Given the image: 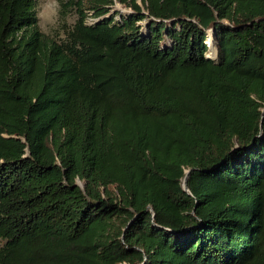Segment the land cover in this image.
Instances as JSON below:
<instances>
[{"label":"trees","instance_id":"1","mask_svg":"<svg viewBox=\"0 0 264 264\" xmlns=\"http://www.w3.org/2000/svg\"><path fill=\"white\" fill-rule=\"evenodd\" d=\"M61 4L0 0V264H264V0Z\"/></svg>","mask_w":264,"mask_h":264},{"label":"clouds","instance_id":"2","mask_svg":"<svg viewBox=\"0 0 264 264\" xmlns=\"http://www.w3.org/2000/svg\"><path fill=\"white\" fill-rule=\"evenodd\" d=\"M34 11L37 29L43 36L54 39L64 22L61 0H37Z\"/></svg>","mask_w":264,"mask_h":264},{"label":"water","instance_id":"3","mask_svg":"<svg viewBox=\"0 0 264 264\" xmlns=\"http://www.w3.org/2000/svg\"><path fill=\"white\" fill-rule=\"evenodd\" d=\"M115 5H116V3H115ZM207 36H209V39H210L209 29H206V36H205V39H204L205 43L208 45ZM205 55H206V56H210V55H208L206 52H205ZM214 55H215V50H214ZM214 55H213V56H214ZM213 56H212V57H213ZM263 114H264V104H262V106L260 107V117H261ZM75 184L80 185V182H79L78 180H76V181H75ZM180 185H181V188H182V189L186 190V185H185V173L183 174V176H182V178H181V183H180ZM148 207H149V210H150V212H151V208H150V206H148ZM151 214H152V212H151Z\"/></svg>","mask_w":264,"mask_h":264},{"label":"rangeland","instance_id":"4","mask_svg":"<svg viewBox=\"0 0 264 264\" xmlns=\"http://www.w3.org/2000/svg\"><path fill=\"white\" fill-rule=\"evenodd\" d=\"M36 3H37V0H34V6H35V7H36ZM114 8H118V9L121 10V11H124V10H125V8H123L122 6H119L118 4H116ZM114 16L116 17L117 15L114 14ZM72 17H73V16H69V17L67 18V21H70V20L72 19ZM84 20H85V22L89 23V22H91V21L93 20V17L87 15V16H85ZM57 34H59V32H58ZM59 35H60V34H59ZM207 50H208V49H207ZM207 50H206V51H207ZM206 51H205V52H206Z\"/></svg>","mask_w":264,"mask_h":264},{"label":"bare ground","instance_id":"5","mask_svg":"<svg viewBox=\"0 0 264 264\" xmlns=\"http://www.w3.org/2000/svg\"><path fill=\"white\" fill-rule=\"evenodd\" d=\"M208 51H207L208 52V55H211V56L214 55V49L211 46H210V49H209V43H208Z\"/></svg>","mask_w":264,"mask_h":264}]
</instances>
